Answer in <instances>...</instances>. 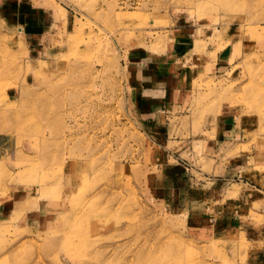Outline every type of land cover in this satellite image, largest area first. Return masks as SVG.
<instances>
[{"label": "rangeland", "instance_id": "1", "mask_svg": "<svg viewBox=\"0 0 264 264\" xmlns=\"http://www.w3.org/2000/svg\"><path fill=\"white\" fill-rule=\"evenodd\" d=\"M186 35L151 135L131 60ZM0 264H264V0H0Z\"/></svg>", "mask_w": 264, "mask_h": 264}, {"label": "crops", "instance_id": "2", "mask_svg": "<svg viewBox=\"0 0 264 264\" xmlns=\"http://www.w3.org/2000/svg\"><path fill=\"white\" fill-rule=\"evenodd\" d=\"M38 9V7L35 8L36 11ZM47 14V11H42V14H37L30 21L37 24L41 19L46 20ZM17 21L24 24L29 22L18 12ZM36 29L34 26H29L28 29L26 27V34L35 40L38 36ZM174 40L175 46L165 50L166 52L157 55L144 54L143 57L138 58L139 60H131L134 68L131 97L134 110L140 116L141 123L148 133L155 136L164 134L165 125L159 118L165 111L180 107L183 94L188 90L193 78L190 64H183L182 58L187 56L188 49L185 48L188 44H193L194 40L191 42L188 35Z\"/></svg>", "mask_w": 264, "mask_h": 264}]
</instances>
